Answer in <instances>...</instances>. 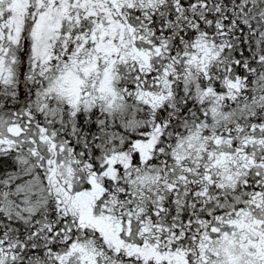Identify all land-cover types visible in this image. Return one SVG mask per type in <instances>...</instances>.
Returning <instances> with one entry per match:
<instances>
[{
    "label": "snow or ice",
    "instance_id": "obj_1",
    "mask_svg": "<svg viewBox=\"0 0 264 264\" xmlns=\"http://www.w3.org/2000/svg\"><path fill=\"white\" fill-rule=\"evenodd\" d=\"M0 264H264V0H0Z\"/></svg>",
    "mask_w": 264,
    "mask_h": 264
}]
</instances>
